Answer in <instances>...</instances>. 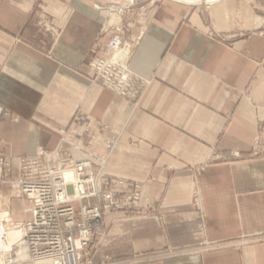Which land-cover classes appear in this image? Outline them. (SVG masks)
Wrapping results in <instances>:
<instances>
[{
	"label": "crops",
	"instance_id": "obj_1",
	"mask_svg": "<svg viewBox=\"0 0 264 264\" xmlns=\"http://www.w3.org/2000/svg\"><path fill=\"white\" fill-rule=\"evenodd\" d=\"M34 6L0 0V158L55 150L63 128L96 155L117 136L104 172L116 192L142 188L143 217L105 213L95 263L118 245L122 257L198 249L124 264H264V0H161L135 19L129 67L151 81L138 107L89 67L113 8L54 3L50 40Z\"/></svg>",
	"mask_w": 264,
	"mask_h": 264
},
{
	"label": "built area",
	"instance_id": "obj_2",
	"mask_svg": "<svg viewBox=\"0 0 264 264\" xmlns=\"http://www.w3.org/2000/svg\"><path fill=\"white\" fill-rule=\"evenodd\" d=\"M140 40L125 25H119L109 42L95 44L89 63L94 82L135 107L151 84L129 67ZM83 136L74 128H63L55 150L41 149L17 160L11 157L18 162L14 185L25 202L24 219L14 222L10 211H2L6 233L18 231L20 236L10 245L4 237L8 249L0 251V264H93L87 253L102 239L104 214L124 210L127 202L139 207L140 186L131 193L116 192L104 172L118 137L106 141L109 153L103 156L88 151L82 144ZM64 145L71 148L64 149ZM75 152L87 156L77 159ZM3 167L10 169L12 163L1 159L0 169ZM67 172L70 181L65 177Z\"/></svg>",
	"mask_w": 264,
	"mask_h": 264
},
{
	"label": "rangeland",
	"instance_id": "obj_3",
	"mask_svg": "<svg viewBox=\"0 0 264 264\" xmlns=\"http://www.w3.org/2000/svg\"><path fill=\"white\" fill-rule=\"evenodd\" d=\"M69 0H35V6L33 10L32 17L38 19L36 24L38 31L41 33H46L50 35V40H53L54 34H56L57 31H59L58 26H56L54 23V17H53V4L68 3ZM101 2H104L106 6L111 7L116 11L117 15H113L114 13L110 12V21H109V27L105 29V32L112 33V36L115 33L116 28L119 25H125V29L129 31L131 35H134L132 33V30L134 28L135 19H138L142 17L149 8L155 5L156 2L161 0H99ZM130 25L129 27L127 25ZM144 34V33H143ZM143 34L136 36L140 37L142 39ZM111 36V38H112ZM135 36V35H134ZM110 38V39H111ZM109 42V41H108ZM141 42V40H140ZM98 43V41L96 42ZM101 43V42H100ZM138 47V46H137ZM94 77V74H93ZM69 146V145H68ZM12 157V156H11ZM0 158L4 159L6 161H10L12 163V168H1L0 169V210L2 211H10L11 217L14 222H19L24 219V200L18 193V190L15 187L16 179L19 175L18 170V162L16 161L18 157H15L16 160L14 161L13 158ZM14 157V156H13ZM21 157V156H20ZM9 159V160H8ZM136 186V185H135ZM138 186V185H137ZM135 190V187H134ZM133 190V191H134ZM132 191V192H133ZM141 192V198H142V188L140 187ZM131 193V192H130ZM128 206L124 208V210H118V211H108V212H119L124 211L129 216L131 215V219L139 220L143 217L141 213L140 205L138 208L133 207L134 204L132 202H127ZM106 212V213H108ZM155 219L160 222L161 217H155ZM110 241L109 235L107 233V230L105 229V225L102 231V239L98 242V244L89 252L87 253V260H91L93 264H97L92 260V257L97 252L99 247L102 244H107ZM124 247H118V245L114 246V251H111L110 248H108L107 252L108 254H111V256H107L108 258H104V261L99 264H124L126 262H129V260H148L153 259L154 257L161 258V257H176V256H183L186 254L193 253L197 250L195 249H188V250H175V249H168L165 251L158 252L157 255H147V256H137L131 254H127L126 257H122L124 253ZM195 250V251H194ZM105 256V254L103 255ZM106 257V256H105Z\"/></svg>",
	"mask_w": 264,
	"mask_h": 264
},
{
	"label": "bare ground",
	"instance_id": "obj_4",
	"mask_svg": "<svg viewBox=\"0 0 264 264\" xmlns=\"http://www.w3.org/2000/svg\"><path fill=\"white\" fill-rule=\"evenodd\" d=\"M65 177L68 181L71 180V174L69 172L66 173ZM4 217H5V214H3L0 210V251L1 252L8 249L6 247L7 244L5 245L3 243L4 237L6 238L8 244L10 245L11 243L15 242L18 239V237L20 236V233L18 231H11V232L6 233L5 227L2 223V220Z\"/></svg>",
	"mask_w": 264,
	"mask_h": 264
}]
</instances>
